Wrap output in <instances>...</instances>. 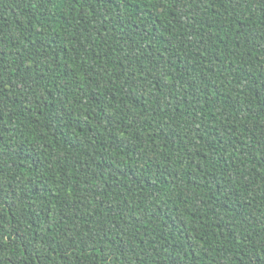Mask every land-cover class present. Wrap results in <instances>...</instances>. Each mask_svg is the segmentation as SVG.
I'll list each match as a JSON object with an SVG mask.
<instances>
[{
	"label": "trees",
	"instance_id": "16d2710c",
	"mask_svg": "<svg viewBox=\"0 0 264 264\" xmlns=\"http://www.w3.org/2000/svg\"><path fill=\"white\" fill-rule=\"evenodd\" d=\"M0 264H264V0H0Z\"/></svg>",
	"mask_w": 264,
	"mask_h": 264
}]
</instances>
